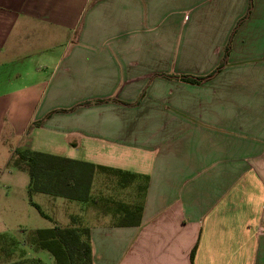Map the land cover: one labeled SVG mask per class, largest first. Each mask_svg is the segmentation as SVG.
<instances>
[{
  "label": "crops",
  "instance_id": "1",
  "mask_svg": "<svg viewBox=\"0 0 264 264\" xmlns=\"http://www.w3.org/2000/svg\"><path fill=\"white\" fill-rule=\"evenodd\" d=\"M248 3L0 0V155L135 175L93 176V264H264V0L215 76L173 78L212 71Z\"/></svg>",
  "mask_w": 264,
  "mask_h": 264
},
{
  "label": "trees",
  "instance_id": "2",
  "mask_svg": "<svg viewBox=\"0 0 264 264\" xmlns=\"http://www.w3.org/2000/svg\"><path fill=\"white\" fill-rule=\"evenodd\" d=\"M252 0H249L246 13L237 21L230 33L223 56L218 65L206 75L181 74L173 75L187 83L198 84L215 76L226 64L230 52V42L238 26L249 16ZM170 76V75H169ZM85 103H88L85 102ZM38 124L37 123H33ZM8 164L15 169L27 172L29 181L27 186L28 197L34 193H44L51 196H60L69 200L80 201L86 204L97 202L90 194L93 176L96 172L118 175L119 182L125 177L135 175L102 165L93 164L65 156L53 155L40 151L17 148L9 158ZM147 179V177H146ZM41 215L47 217L40 206L31 203ZM116 211L120 212L117 223L121 225L138 224L140 207L120 203ZM134 218H137L136 221ZM72 224L61 227L54 224L47 228L34 230L20 229L24 243L34 251L46 250L54 264H93L91 230L80 217L71 216ZM18 244V239L5 233H0V251L9 256ZM194 249L190 253L192 260ZM1 264H46L40 258L19 259Z\"/></svg>",
  "mask_w": 264,
  "mask_h": 264
},
{
  "label": "rangeland",
  "instance_id": "3",
  "mask_svg": "<svg viewBox=\"0 0 264 264\" xmlns=\"http://www.w3.org/2000/svg\"><path fill=\"white\" fill-rule=\"evenodd\" d=\"M53 40L51 37L45 43L48 42V46H52ZM17 71L21 72V68ZM8 161V155H0V233L15 237L18 244L9 256L0 251V264L27 257L40 258L46 264H54L46 250L34 251L24 243L20 229L34 230L51 227L54 224L61 227L70 226L71 216H82L90 223L92 220L91 212L88 213L89 204L38 192L28 197L27 172L13 168ZM32 202L38 204L47 217L41 215Z\"/></svg>",
  "mask_w": 264,
  "mask_h": 264
}]
</instances>
